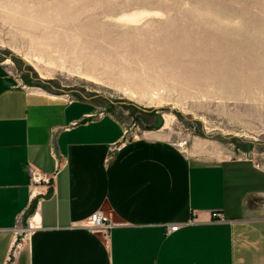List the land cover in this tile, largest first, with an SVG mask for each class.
<instances>
[{
    "label": "crops",
    "instance_id": "0c3cea01",
    "mask_svg": "<svg viewBox=\"0 0 264 264\" xmlns=\"http://www.w3.org/2000/svg\"><path fill=\"white\" fill-rule=\"evenodd\" d=\"M121 109L23 87L0 63V264L17 244L14 264H264V164ZM97 210L107 238L85 225Z\"/></svg>",
    "mask_w": 264,
    "mask_h": 264
},
{
    "label": "rangeland",
    "instance_id": "374dc122",
    "mask_svg": "<svg viewBox=\"0 0 264 264\" xmlns=\"http://www.w3.org/2000/svg\"><path fill=\"white\" fill-rule=\"evenodd\" d=\"M0 63L264 164V0H0Z\"/></svg>",
    "mask_w": 264,
    "mask_h": 264
},
{
    "label": "built area",
    "instance_id": "2783aa9c",
    "mask_svg": "<svg viewBox=\"0 0 264 264\" xmlns=\"http://www.w3.org/2000/svg\"><path fill=\"white\" fill-rule=\"evenodd\" d=\"M30 178H31V185L36 186L42 182L49 183L50 178L43 175L41 172L35 169L30 170ZM212 215L214 217L222 219V214L219 212H213ZM114 222L112 221L111 215L105 213L102 210H97L93 212L88 218L86 219L85 225L86 227L90 228L93 231H97L102 233V235L107 238L110 233V228ZM178 224L167 225L166 233L173 232L178 229ZM19 245H13L11 250L9 251L5 264H14V260L16 259L18 253Z\"/></svg>",
    "mask_w": 264,
    "mask_h": 264
},
{
    "label": "water",
    "instance_id": "95a60500",
    "mask_svg": "<svg viewBox=\"0 0 264 264\" xmlns=\"http://www.w3.org/2000/svg\"><path fill=\"white\" fill-rule=\"evenodd\" d=\"M163 123H164L163 116L160 115V114H157L156 115V122L154 123V127L155 128H160V127L163 126Z\"/></svg>",
    "mask_w": 264,
    "mask_h": 264
},
{
    "label": "bare ground",
    "instance_id": "6f19581e",
    "mask_svg": "<svg viewBox=\"0 0 264 264\" xmlns=\"http://www.w3.org/2000/svg\"><path fill=\"white\" fill-rule=\"evenodd\" d=\"M164 119V118H163Z\"/></svg>",
    "mask_w": 264,
    "mask_h": 264
}]
</instances>
